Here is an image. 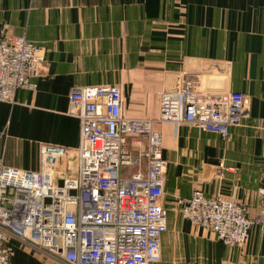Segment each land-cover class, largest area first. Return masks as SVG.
I'll return each mask as SVG.
<instances>
[{"label":"crops","instance_id":"obj_1","mask_svg":"<svg viewBox=\"0 0 264 264\" xmlns=\"http://www.w3.org/2000/svg\"><path fill=\"white\" fill-rule=\"evenodd\" d=\"M25 36L45 52V76L0 101V165L38 171L42 145L77 149L75 87L117 86L131 119H157L160 95L178 78L200 77L212 93L250 100V115L230 137L159 124L167 162L162 204L168 211L155 264H264V233L228 246L185 220L178 205L194 191L260 212L264 173V0H0V35ZM12 264H61L11 244Z\"/></svg>","mask_w":264,"mask_h":264},{"label":"built area","instance_id":"obj_2","mask_svg":"<svg viewBox=\"0 0 264 264\" xmlns=\"http://www.w3.org/2000/svg\"><path fill=\"white\" fill-rule=\"evenodd\" d=\"M44 50L25 36L0 35V101L16 103L22 89L45 76ZM160 95L157 119H131L117 86L75 87L70 114L80 145H42L38 171L0 165V264H12L11 244L61 264H155L161 260L168 212L162 204L167 162L155 127L192 126L229 139L250 115L249 97L212 93L200 77L178 78ZM260 212L196 190L179 200L183 218L228 246L246 243L253 226L264 233V173ZM192 264H208L194 262Z\"/></svg>","mask_w":264,"mask_h":264},{"label":"rangeland","instance_id":"obj_3","mask_svg":"<svg viewBox=\"0 0 264 264\" xmlns=\"http://www.w3.org/2000/svg\"><path fill=\"white\" fill-rule=\"evenodd\" d=\"M41 149V148H40ZM167 210V209H166ZM168 212V211H167Z\"/></svg>","mask_w":264,"mask_h":264}]
</instances>
